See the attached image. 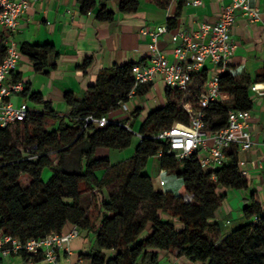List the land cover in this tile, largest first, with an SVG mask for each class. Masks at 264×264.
Returning a JSON list of instances; mask_svg holds the SVG:
<instances>
[{
    "label": "trees",
    "instance_id": "trees-1",
    "mask_svg": "<svg viewBox=\"0 0 264 264\" xmlns=\"http://www.w3.org/2000/svg\"><path fill=\"white\" fill-rule=\"evenodd\" d=\"M78 1L84 13L98 6V0ZM152 1L161 8L172 2ZM139 4L140 0H123L120 10L135 12ZM182 7L181 1L176 15L169 18L170 26L176 25ZM97 18L112 21L115 12L102 4ZM21 52L36 70H45L50 56L56 54L50 43H26ZM4 54L0 42V60ZM91 61L88 58L83 67ZM134 64L101 70L87 95L67 92L66 113L40 92H33L31 100L42 104V109L30 108L23 121L0 128V228L25 242L61 233L69 223L76 225L94 235L91 250L81 254L90 264H160L163 250L200 264H264V209L257 192L249 190L248 177L238 168L237 154L229 152L227 161L211 171L202 167L198 154L178 159L165 140L154 138L175 122L189 121L183 103H196L208 69L196 75L185 91L167 86L166 103L140 124L141 138L131 157L112 162L107 152L100 154L129 147L135 132L126 121L110 120L98 126L86 118L107 116L128 101L132 92L145 96L154 86V82L136 84ZM255 82H264V64L243 82L227 70L220 74V90L230 100L228 104L214 102L206 109L211 129L226 123L229 109L253 108L250 86ZM78 147L77 168H66V158ZM151 157L159 160L161 169L182 179L178 194L155 187L146 171ZM45 169L51 171L47 181L43 179ZM220 188L249 190L241 209L243 222L224 233L221 241L224 226L215 219L225 195ZM87 192L89 201L84 204ZM186 194L192 195L190 201ZM21 255L28 262L44 260L42 254Z\"/></svg>",
    "mask_w": 264,
    "mask_h": 264
},
{
    "label": "crops",
    "instance_id": "crops-1",
    "mask_svg": "<svg viewBox=\"0 0 264 264\" xmlns=\"http://www.w3.org/2000/svg\"><path fill=\"white\" fill-rule=\"evenodd\" d=\"M122 1L98 0V6L95 9L84 13L78 0H32L31 8L22 16L13 33L14 39L20 48L26 43L39 45L50 43L54 45L56 54L50 56L45 70H36L30 58L22 53L11 79L21 80L27 92L24 94V90L13 96L12 100L17 103L26 101L30 108L39 110L42 109V104L31 100L30 95L33 92H40L44 99L51 101L58 111L66 113L69 111L65 101L67 92L71 91L78 96L87 95L90 87L96 83L101 70L114 65L147 59L150 55V37L142 34L141 30L145 27L169 24V18L176 15L181 1L183 2L182 12L176 25L170 26L169 24V32L162 35L159 42L160 46L169 52L177 45L172 41L173 33L193 30L203 22L214 23L222 11L223 4L229 2V0H201L200 5L194 6L188 4L186 0H174L168 8H161L152 0H140L137 11L123 12L120 10ZM102 4L115 12L114 20L102 21L97 18L99 6ZM252 4L259 8L261 19L251 22L241 16L240 11L237 10V18L231 27V37L236 43V48L229 60V66L237 70L236 77L241 81L253 77L264 64V0H253ZM3 35L4 33L0 35V41ZM88 58H91V64L84 68L83 64ZM206 68H212L210 61L207 62ZM155 83L160 88L164 85L165 93L166 84L160 80ZM165 103L166 96L165 101L159 103L156 99H149L146 95H133L118 109L109 112L107 117L110 120L126 121V125L135 132L130 145L132 150L129 151L128 156L126 157L124 153L122 158L111 160L112 162L123 161L132 156L141 138L138 135L140 124L152 110ZM257 107V109L252 108L250 119L255 144L249 151L236 149L230 152H235L239 159L245 161L242 167L248 171L246 176L250 186L257 192L261 208L264 209V167L260 168L251 163V160L255 158L264 163V103L261 99ZM111 150L100 151V154L107 152L112 158ZM151 159L152 157L148 165ZM67 160L68 157L65 167ZM148 165L146 171L151 175ZM154 165L155 162L152 163V167ZM162 171L163 169L160 173ZM50 175L51 171L48 178ZM48 178L44 180L47 181ZM156 185V188L162 190H165L163 187H167L166 181L162 185L159 180L158 187ZM233 191L237 192V195L233 196L231 202H235L236 205L229 208L227 205L222 206L221 202L216 212L215 219L224 226L220 241L225 236L224 233L228 231V226L243 220L241 209L249 192L246 190ZM89 195L87 192L84 197H89ZM72 227L73 224H67L63 232L70 231ZM94 240L91 232L79 229L78 235L59 251L56 263L47 260L28 262L22 255L13 254L11 257L4 258L0 264H90L81 254L91 250ZM160 257V264H168L172 260H176L179 264H200L184 256L177 257L176 253L165 250L161 251Z\"/></svg>",
    "mask_w": 264,
    "mask_h": 264
},
{
    "label": "built area",
    "instance_id": "built-area-1",
    "mask_svg": "<svg viewBox=\"0 0 264 264\" xmlns=\"http://www.w3.org/2000/svg\"><path fill=\"white\" fill-rule=\"evenodd\" d=\"M252 1L229 0L223 4L222 11L214 23L203 22L193 30L173 33L171 38L177 45L171 52L159 44L161 36L170 30L168 23L141 30L142 34L150 37V55L143 61L135 62L133 66L136 84L160 80L172 89L185 91L192 85L195 76L207 69V62L212 63V68L208 69L205 87L197 95L196 103H183L189 114V121L175 122L171 127L154 135L156 139L165 140L169 145V152L178 159L198 154L202 167L207 170L214 171L222 166L231 150L249 151L255 144L251 132L252 109H229L226 123L215 129L210 128L206 111L212 103L225 101L226 95L219 85L220 74L227 70L232 75H237V70L229 66V60L236 48V43L231 37V27L237 18L236 11L239 10L240 15L251 22L261 19L260 10ZM186 2L194 6L202 3L201 0ZM31 4L32 0H0V35L4 33L0 42L5 46L4 57L0 60V128L23 121L30 111L26 101L17 103L12 100L13 96L25 90V85L21 80L11 78L22 56L13 33L22 16L31 8ZM250 90L255 94V98H264V82L253 83ZM132 96L133 92L130 94V97ZM86 119L98 126H106L110 122L107 116L91 115ZM251 163L260 168L264 167V163L257 158L252 159ZM237 164L240 172L246 176L248 171L242 167L245 161L238 158ZM160 183L164 185L165 180L160 179ZM185 199L190 201L192 195L186 194ZM78 233V227L73 225L68 232L50 233L43 238H31L22 242L0 228V263L4 258L13 254L21 255L23 252L42 254L44 260L56 263L59 251ZM168 264L179 263L172 260Z\"/></svg>",
    "mask_w": 264,
    "mask_h": 264
},
{
    "label": "rangeland",
    "instance_id": "rangeland-1",
    "mask_svg": "<svg viewBox=\"0 0 264 264\" xmlns=\"http://www.w3.org/2000/svg\"><path fill=\"white\" fill-rule=\"evenodd\" d=\"M238 80L240 82H243V80L242 81L240 79H238ZM190 94H191V92H188L186 97H188ZM251 96L253 98V108L257 109L258 108L257 106L259 105L260 99L255 98V94L253 92H251ZM146 97H148L149 99H156L159 103L164 102L165 101L164 85L160 88V87H158L157 83H155L152 91L150 93H148L146 95ZM229 100H230V96H228V95L225 96L226 104L229 103ZM131 150H132L131 146L127 147L125 149H120V150L119 149H113V150H111L112 158L111 157L110 158L112 161L113 160L115 161L119 158H122V154H124V153H126L125 156L127 157L129 154V151H131ZM125 151H128V152H125ZM125 156H123V157H125ZM79 157H80V149L78 147L71 154L68 155L66 167L67 168L77 167L78 166L77 159L79 160ZM153 162H155V165L152 167ZM148 169L151 172V176L155 182V185L156 184L158 185V181L162 177L165 179L166 184H167L166 185L167 187H163L165 190L167 189L174 194H178L180 192V187L182 185V179L179 178L176 174H173V173H170L167 171L160 173L161 168H160L159 160L157 158L152 157V159L148 165ZM151 169H152V171H151ZM49 174H50L49 169H45L43 172V179H47ZM26 179L27 178L25 177L24 180H26ZM219 190H220V193L227 194L226 196L223 197L222 206L227 205V207L231 208L234 205H236L235 202L232 203L231 201H232L233 196L237 195V192H235L231 189H223V188H220ZM249 190H253V187L250 186ZM249 190H246V191L249 192ZM238 195H240V194H238ZM88 201H89V197L85 196L84 197V204H87ZM242 222L243 221H241L240 223L236 222L233 225L228 226L227 228H228V230H232V229L236 228L237 226H239Z\"/></svg>",
    "mask_w": 264,
    "mask_h": 264
}]
</instances>
